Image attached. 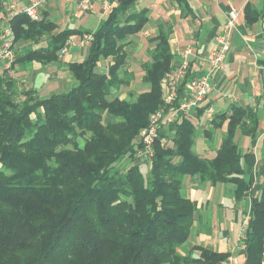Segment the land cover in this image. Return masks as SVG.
Returning <instances> with one entry per match:
<instances>
[{"label": "trees", "instance_id": "obj_1", "mask_svg": "<svg viewBox=\"0 0 264 264\" xmlns=\"http://www.w3.org/2000/svg\"><path fill=\"white\" fill-rule=\"evenodd\" d=\"M133 1L118 0L92 35L85 60L68 65L76 85L67 92L39 99L28 90L20 93L21 101L14 81L0 76V254L15 250L3 264H220L229 257L203 248L193 249L197 257L178 253L196 211L195 202L182 195L183 179L232 183L240 198L248 190L242 163L246 155L235 136L239 131L253 139L256 113L234 107L230 115L213 117L209 135L227 121L213 159L193 151V120L205 108L197 110L194 119L178 115L159 130L144 176L139 166L147 163L136 161L135 138L163 104L160 82L170 71L172 55L161 32L151 62L143 65V82L150 90L133 102L113 94L124 85L120 68L126 39L147 20L146 10L122 16ZM244 13L247 25L259 17L249 3ZM8 25L16 43H38L47 37L44 48L27 51L15 63L56 62L58 51L78 34L68 29L53 33V23L33 21L24 13ZM107 59L106 71L98 72L100 61ZM193 77L187 71L183 83ZM105 116L113 121L105 122ZM161 140L167 143L161 146ZM125 159L129 164L120 167ZM246 226L243 264H261L264 181L252 198Z\"/></svg>", "mask_w": 264, "mask_h": 264}, {"label": "crops", "instance_id": "obj_2", "mask_svg": "<svg viewBox=\"0 0 264 264\" xmlns=\"http://www.w3.org/2000/svg\"><path fill=\"white\" fill-rule=\"evenodd\" d=\"M18 1V7L23 9L29 0ZM80 1L43 0L40 18L55 25L53 33L68 29L78 34L68 39L64 46L68 48L65 55L61 57L58 51L56 62L46 65L14 62L10 79L14 81L19 94L29 90L39 99H46L53 94L65 93L76 85L68 65L85 60L90 46L85 37H92L118 5V0H98L93 2L92 10L86 12L79 6ZM248 3L259 15L251 25H247L244 13ZM142 10L147 11V20L138 33L126 39L123 48L125 62L120 68L124 85L113 91V94L133 102L139 94L150 90L149 84L143 82V65L151 62L160 33H166L172 55L170 71L160 82L161 108H165L166 113L190 98L186 83L181 81L175 98L179 104L176 107L174 102L168 106L164 100L163 82L166 75L180 67L183 61L188 62L187 71L189 75H194L193 78L204 75L209 67L208 53L216 48V38L231 18L232 10L236 11L235 28L224 63L210 78L211 90L208 95L189 116L194 119L197 110L205 108L203 114L193 120L196 127L193 151L202 158L213 159L227 132L225 121L220 128L213 130V134H207L213 128V117L218 114L230 115L234 107L256 113L258 124L253 139L239 131L235 136L241 154L246 155L242 163L245 169L243 180L248 190L236 198L235 184L212 185L196 176L184 177L182 195L195 202L196 211L188 239L177 251L181 255L197 257L199 252L193 249L203 248L217 254L236 255L239 264H243L246 246L239 243L240 231L248 223L252 198L260 193L264 181V0H135L122 16L128 17ZM11 18L0 3V31ZM46 44L45 36L38 43H16L14 36L15 61L16 57L27 51L44 48ZM187 49L191 53L184 57L183 53ZM109 62L110 59L100 61L98 72H105ZM0 76H7L1 67ZM208 109L212 111L211 114H207ZM225 263L226 260L220 264ZM261 264H264V252Z\"/></svg>", "mask_w": 264, "mask_h": 264}, {"label": "built area", "instance_id": "obj_3", "mask_svg": "<svg viewBox=\"0 0 264 264\" xmlns=\"http://www.w3.org/2000/svg\"><path fill=\"white\" fill-rule=\"evenodd\" d=\"M98 0H81L79 6L82 10L88 12L92 10L93 2ZM18 0H0L2 6L7 10L10 17H14L18 13H24L28 18L33 21L40 20V10L43 4V0H29L25 8L20 9L18 7ZM236 11L232 10L231 18L225 23L222 32L216 38V48L208 53L207 64L208 71L201 76L190 79L186 82V88L190 92V98L181 102L177 108L170 109L168 113L165 112V108H160L149 117V123L146 128L142 129L135 138V143L138 147L136 153V161L140 164L151 163V159L154 154V143L158 137V132L164 125L173 123L178 115L187 116L189 113L197 109L199 105L204 101L209 91L211 90L210 78L212 75L220 70L225 57L230 49V40L232 31L235 28ZM13 31L9 25H6L0 31V67L7 77L13 75V64L15 62V52L13 49ZM91 36L85 37L86 42L91 41ZM68 51V48L63 47L60 50V56L62 57ZM191 53L190 49L184 51L183 56L186 57ZM188 69V62L183 61L182 65L169 74L164 79L165 88V103L168 106H172L175 102L176 91L178 84L185 79L186 71ZM24 96H18L17 100H23ZM211 110H207V114H211ZM247 226H243L240 231L239 243L245 246ZM225 264H239L238 256L231 255L227 258Z\"/></svg>", "mask_w": 264, "mask_h": 264}, {"label": "rangeland", "instance_id": "obj_4", "mask_svg": "<svg viewBox=\"0 0 264 264\" xmlns=\"http://www.w3.org/2000/svg\"><path fill=\"white\" fill-rule=\"evenodd\" d=\"M147 86H148V85H147ZM144 87H146V86L144 85ZM116 92H118V91H116ZM133 93H134L135 95L138 94L137 92H133ZM115 94H118V93H115ZM20 95H21V94H20ZM20 95H18V96H20ZM131 95H132V93H131ZM18 96H17V97H18ZM16 99H18V98H16ZM104 120H105V122H111V121H113V119H112L111 117H109V116H105ZM166 126H167V125L162 126L161 129H166ZM78 142H79V144L82 146V144H83L82 139H78ZM160 143H161V146H163L165 143H167V141H165V140H161ZM168 144H170V143H168ZM153 155H154V154H153ZM124 164H125V165L129 164V161H128L127 159L123 160V161H122V164H121L120 167H123ZM149 167H150L149 164H142V165L139 166V169H140L141 173H142L144 176H147V175H148ZM26 244H28V243H26ZM27 246H29V245H25L24 247L26 248ZM183 247H184V246H182V248H183ZM28 249H29V247H28ZM14 253H15V250H8V251L4 250V251H2L1 254H0V264H3L4 262L8 261L9 258H11L12 255H14ZM22 253H23V254H26V253H27V254H28V253L30 254V252H28L27 250H24Z\"/></svg>", "mask_w": 264, "mask_h": 264}]
</instances>
